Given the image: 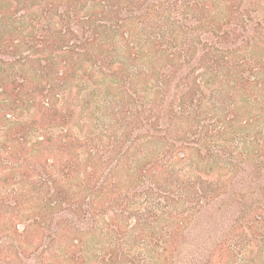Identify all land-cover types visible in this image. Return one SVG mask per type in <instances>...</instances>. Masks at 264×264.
<instances>
[{"label":"trees","instance_id":"1","mask_svg":"<svg viewBox=\"0 0 264 264\" xmlns=\"http://www.w3.org/2000/svg\"><path fill=\"white\" fill-rule=\"evenodd\" d=\"M159 2L0 0V137L8 159L0 175V264H185L192 225L202 229L204 249L217 235L219 224L209 228L220 209V230L251 239L236 254L220 242L205 263L195 262L241 264L247 253L255 261L264 255L255 237L264 232V0H180L195 13L198 34L182 22L181 31L157 30ZM134 13L145 33L134 32ZM11 57L19 58L16 70ZM144 78L141 131L132 127L137 116L124 119L104 155L66 94L90 81L102 95V86L125 94L126 82ZM223 92L228 114L211 101L204 109L209 94ZM195 111L217 118L214 134H234L233 160L219 156L224 145L214 135L176 143L197 128ZM138 146L144 169L129 157ZM191 151L200 155L194 167ZM125 171V191L145 188V222L137 207L131 224L111 207L124 194Z\"/></svg>","mask_w":264,"mask_h":264},{"label":"rangeland","instance_id":"2","mask_svg":"<svg viewBox=\"0 0 264 264\" xmlns=\"http://www.w3.org/2000/svg\"><path fill=\"white\" fill-rule=\"evenodd\" d=\"M33 1L34 0H29V4H31ZM158 7L160 9H158V11H154L153 13L154 18L157 19L156 20L158 24V27L156 28L157 30L162 29L163 31H169L176 29L178 31H181L180 29L177 28L176 23L182 22L183 24L186 23V25L188 26L185 28L195 31L196 32L195 34L202 33L203 30L197 28L196 24L192 25L194 23L193 19L195 13L185 10L183 5H181L180 0H160V2L158 3ZM20 9L22 8L20 7L19 10ZM18 12L21 13L22 15V11H18ZM132 17H133L132 21L137 23V27H136L137 30L136 31L134 30V32L137 34L145 33L144 22L138 20L139 14L134 13ZM15 26L18 27L19 24L16 22ZM17 57L9 58L10 60L8 63V67L13 69L15 68V70L17 69V67H19L20 63L18 62L19 58ZM136 67L139 69L141 68L143 69V71H145V63H139L137 64ZM89 83L91 84L90 88H86L82 85V83L77 82L71 86L72 91H70V94L69 93L66 94V91H64L67 98L66 106L67 107L75 106L76 114L78 116L82 114L80 128L83 129L84 131H88V129L93 130V132L95 133L94 137L97 140L99 146L101 147L102 153L107 156L108 150L106 149V145L112 143L110 140L107 139V137L111 135L112 129L122 126V124L127 122L124 119H128L131 116H137L139 118V121L141 120V123L137 121L132 125V127L136 126L139 129L138 131H141L142 126L144 125L145 78L143 80L142 79L135 80V82L131 84L129 82H126L124 84V89L126 90L127 93L125 94H120L115 90H111L106 93V88L102 86L101 89L105 93L104 95H102L103 94L102 91L96 89L95 84L92 81H90ZM107 85H109L108 81L105 82L104 86L107 87ZM61 87H63V84H61L60 88ZM84 88L86 89L84 90ZM142 89H144V91H142ZM170 89H171L169 92L170 96L176 97L178 93H176L175 88L171 87ZM207 98L208 99L205 101L207 102V104H204V109L208 107V101H211V103L213 104L215 103L218 109L222 111V115L228 114L226 112L228 106V97L226 96L225 92L221 93L216 97H213L212 95L209 94ZM60 100L62 99L60 98ZM196 111L198 110L196 109ZM196 111L194 113L195 115L194 123L197 126V128H194L193 130L187 132L188 136L186 139L188 140L180 141L177 139L176 143L179 145H183V144L188 145L192 142L198 143L196 141H198L199 137L201 136L202 138H207L206 140H209V142H212L214 141V139H211V136L214 135V138H217V143H219V145L220 144L224 145L223 147H221L220 150L221 152L219 156H221V158L227 161L233 160L235 156L233 154V150H232L233 146H231L232 144L230 143V141L233 140L234 134L229 133L226 135L222 132H219V134L217 133L214 134L215 132H213L214 131L213 129L215 128V123H216L215 119L217 118H215L213 114L208 116H204V115L198 116V114H196ZM75 123L76 125H78L77 122ZM139 134L142 135V132ZM100 139L102 142H100ZM2 142H3L2 138L0 137V173H1L0 175H2L3 173L4 165H6V163L8 162V159L5 158L4 156L5 152L2 147L3 146ZM144 149H145L144 146L143 148L139 146L134 149L132 148L131 150L132 153L129 156L130 159L134 160V163H136L139 166L138 169L145 167V157L143 156ZM187 154H188V163H193L192 166L194 167L199 161L200 155L196 151L187 152ZM110 161L112 163L114 162L113 156H111V158L109 159V164L108 163L104 164L101 168V170H103L104 175L100 177L99 180L100 185L106 181V176H107L106 174H108L106 173L107 172L106 170L111 167L110 164L112 165ZM120 176H121V180L123 181L121 190H123L122 192H124V194L121 197V201L119 202L117 201L116 204H115L116 196H114L113 197L114 204H112L111 207H113V209L115 210V214L118 216L119 221L123 218V223L126 222L127 224L132 223V220H128V217L133 216V214H135L134 212H131V209L133 207H137V209H139L138 215H140L142 222H145V188L143 186H140V188H138L135 191L131 190L130 192L129 191L127 192L124 190L125 188L124 184L126 182L128 185H130V183L128 182V177H127L128 175L126 174V171L120 174ZM1 178L2 177L0 176V179ZM95 181L97 182V180ZM178 209L180 213L184 211V209H182L181 206H179ZM211 217H212L211 218L212 224H210L209 230L214 231V229L216 228V224L217 225L219 224L220 227H218L217 230L218 232L214 233L217 235H213V239L211 241H208V243H206L203 249L201 245H203L202 243L206 241V239L202 238L201 236L197 237V234H200V231L202 229H200L199 226L194 227L195 224H198V223H194L192 225L194 229V234L192 236V240L188 242L190 244L188 245V247L187 244H185L186 246H182L183 255L180 256V258L185 259V264H197L195 260H198V262L200 260L203 261L204 259L207 258L206 256L210 253L209 251L213 250L214 246L218 245L220 242L222 243L229 242L234 247L233 254L239 253L240 249L244 247V245L247 243L246 239H251V237L249 236L245 238L239 232H237V234H235L234 236L230 237L229 236L230 231L220 230L221 226L226 227V223L224 219V211H222L221 209L215 212ZM255 237L256 240H258V244L259 245L262 244V246H264V232L258 233L257 235H255ZM258 244L257 246H253L251 248L255 249L256 247H258ZM263 256H261L262 258L261 257L259 259L257 258L258 260L256 259L255 261V259L252 260V258H250L251 254L247 253L245 259L241 264H264ZM227 257L230 258V254Z\"/></svg>","mask_w":264,"mask_h":264}]
</instances>
